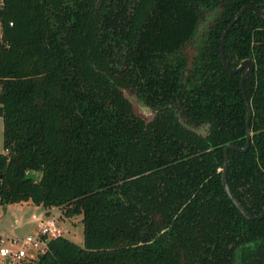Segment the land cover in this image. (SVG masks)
I'll return each mask as SVG.
<instances>
[{"label": "trees", "instance_id": "16d2710c", "mask_svg": "<svg viewBox=\"0 0 264 264\" xmlns=\"http://www.w3.org/2000/svg\"><path fill=\"white\" fill-rule=\"evenodd\" d=\"M245 4L264 0H0V203L81 216L83 245L49 239L34 264H264V218L224 192L223 146L245 144L240 74L219 40ZM193 60L181 47L206 12ZM230 67L254 58L248 151L228 152V185L264 205V20L229 31ZM122 88L154 111L133 112ZM210 124L206 136L183 127ZM48 213V212H47ZM237 256H236V252ZM237 257V258H236Z\"/></svg>", "mask_w": 264, "mask_h": 264}, {"label": "rangeland", "instance_id": "374dc122", "mask_svg": "<svg viewBox=\"0 0 264 264\" xmlns=\"http://www.w3.org/2000/svg\"><path fill=\"white\" fill-rule=\"evenodd\" d=\"M208 22L204 21L198 26V33L187 46L188 55L195 50L198 37L206 30ZM124 94L133 104L134 111L145 120L152 118L151 111L144 106L134 92L124 89ZM0 152H4V121L0 117ZM48 212V213H47ZM51 217L61 229L62 236L69 238L78 245H83V226L81 216L67 218L62 216L61 209L56 206L44 208L31 201L23 203H0V236L25 238L28 235H37L38 222Z\"/></svg>", "mask_w": 264, "mask_h": 264}, {"label": "flooded vegetation", "instance_id": "af4514ba", "mask_svg": "<svg viewBox=\"0 0 264 264\" xmlns=\"http://www.w3.org/2000/svg\"><path fill=\"white\" fill-rule=\"evenodd\" d=\"M244 6H252V7H255L256 9H258L260 12H262L264 14V11L259 9L257 6L255 5H252V4H245L243 6L240 7V9ZM239 9V10H240ZM239 10L236 12L238 13ZM246 10H250V11H253L252 9L250 8H246L244 10V12ZM215 11H208L206 12V16L203 18V19H200V21L198 22L197 26H196V29H195V32L192 36V38L189 40V41H186L184 43V45L181 47V51L184 53V55L186 56V59H187V62H191L193 60V57L197 54L199 48H201V44L207 34V31L209 29V27L211 26V24L213 23L214 21V17H215V14H214ZM244 12L242 13V15L235 21V23L232 25V27L237 23V21H239V19L243 16ZM254 13H256L255 11H253ZM236 13L234 14V16L236 15ZM257 15H259L260 17H262L260 14L256 13ZM234 16L232 17V19L234 18ZM232 19L228 22V24L226 25L225 29L223 30L222 32V35L220 37V40H219V53H220V59H221V63L223 65V67L225 68V70L230 73V74H240V79H239V84H240V89H241V93H242V99H243V102H244V105L246 107V117H245V144L243 146H238L236 144H233V143H226L224 146H223V156H224V160H223V163L221 166H219L217 168V172H220L221 174V184H222V187L224 189V192L225 194L227 195V197L230 199V201L232 202V204L238 209V211L241 213V215L243 217H245L246 219L248 220H261L264 218V205L263 207L261 208V210L256 213V214H252V213H249L242 205L241 203L237 200V198L234 196V194L232 193L229 185H228V181H227V171H228V152L233 150V151H238V152H246L249 150L250 148V145H251V141H252V130H251V119H252V106H251V102H250V99L247 95V92H246V88H245V82L246 80L250 77V75L255 71V68H256V62L254 60V58H251V57H247V58H244V59H240L237 63L236 66L234 67H230V65L228 64L227 60H226V56H225V51H224V46H225V41H226V37L229 33V31L231 30V28L229 29L228 33L226 34L225 38H224V44H223V50L221 51V39H222V36H223V33L224 31L226 30L227 26L229 25V23L232 21ZM262 19L264 20V17H262ZM204 21H207L208 22V26L206 28V30L201 34L200 37H198L197 39V43H196V46H195V50L193 51L192 54L188 55V52L186 51L187 50V46L194 40V38L196 37L197 33H198V26L200 23L204 22ZM249 61H251L253 63V66H252V69L249 71ZM243 63V64H242ZM248 73V74H247ZM242 79H243V88H244V91H245V95H246V98L248 100V104L250 106V111H251V114H250V120H249V130H250V134H249V145L247 146L246 148V144H247V106H246V102H245V99H244V96H243V91H242ZM124 89H128V88H122V92H123V95L130 101V99L124 94ZM129 91H131L130 89H128ZM131 92H134V91H131ZM135 95L138 97V99L144 104V106H146L150 111H151V114H152V118L154 116V111L152 110V108L150 106H148L147 104H145L143 102V100L138 96V94L136 92H134ZM131 105H132V109H133V112L134 111V107H133V104L132 102L130 101ZM136 115H138L136 112H135ZM179 123L185 127L186 129L196 133V134H199V135H203V136H206L208 133H209V130H210V124H205L203 126H200L199 128L197 127H194V126H190L188 124L185 123L183 117L178 114V113H175ZM139 116V115H138ZM141 117V116H139ZM142 118V117H141ZM151 118V119H152ZM180 118L182 119V122H180ZM143 119V118H142ZM151 119L149 120H146V121H150ZM145 120V119H144ZM196 130V131H193L192 129ZM227 145H233L235 146L236 148L238 149H233V148H228L227 151H226V157H227V161H226V172H225V179H226V183H227V187L228 189L230 190V193L232 194L233 198L236 200V202L241 206V208L246 211V213H248L251 217H247L246 215H244V213L241 211V209L236 205V203L233 201V199L230 197V195L228 194V192L226 191V188H225V185L223 184V172H224V164H225V152H224V149ZM246 148L245 150H240V149H244ZM237 253L238 251L236 252V256H237ZM237 258V257H236ZM235 264H238V261L236 259L235 261Z\"/></svg>", "mask_w": 264, "mask_h": 264}, {"label": "built area", "instance_id": "2783aa9c", "mask_svg": "<svg viewBox=\"0 0 264 264\" xmlns=\"http://www.w3.org/2000/svg\"><path fill=\"white\" fill-rule=\"evenodd\" d=\"M61 234L55 220L45 217L38 222L37 235L25 238L0 236V264H34L38 256L48 249L49 239Z\"/></svg>", "mask_w": 264, "mask_h": 264}, {"label": "water", "instance_id": "95a60500", "mask_svg": "<svg viewBox=\"0 0 264 264\" xmlns=\"http://www.w3.org/2000/svg\"><path fill=\"white\" fill-rule=\"evenodd\" d=\"M246 8H250L252 9L253 11H255L256 13L260 14L262 17H264V14L262 12H260L258 9H256L255 7H252V6H244L242 7L238 13H236V15L234 16V18L232 19V21L229 23V25L227 26L226 30L224 31L223 33V36H222V39H221V51L223 50V44H224V38L226 36V34L228 33L229 29L232 27V25L235 23V21L242 15V13L244 12V10ZM243 64V63H242ZM252 66H253V63L251 61H249V71L252 69ZM248 74V73H247ZM242 91H243V96H244V99H245V102H246V106H247V144H246V148L247 146L249 145V134H250V130H249V120H250V114H251V111H250V106L248 104V100L246 98V95H245V91H244V88H243V79H242ZM180 122H182V119L180 118ZM192 129V128H190ZM193 131H196L194 129H192ZM197 132V131H196ZM228 148H233V149H238L236 148L235 146L233 145H227L224 149V152H225V164H224V172H223V184L225 185V188H226V191L228 192V194L230 195V197L233 199V201L236 203V205L241 209V211L244 213V215H246L247 217H251L248 213H246V211H244L241 206L236 202V200L233 198L232 194L230 193V190L228 189L227 187V183H226V179H225V172H226V161H227V157H226V151ZM246 148L244 149H240V150H245Z\"/></svg>", "mask_w": 264, "mask_h": 264}]
</instances>
